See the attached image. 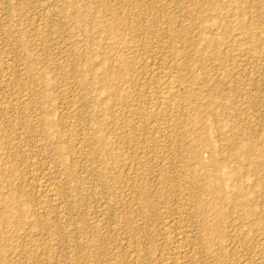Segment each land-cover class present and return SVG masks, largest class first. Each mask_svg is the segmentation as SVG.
Returning a JSON list of instances; mask_svg holds the SVG:
<instances>
[{"label":"rangeland","instance_id":"obj_1","mask_svg":"<svg viewBox=\"0 0 264 264\" xmlns=\"http://www.w3.org/2000/svg\"><path fill=\"white\" fill-rule=\"evenodd\" d=\"M213 1L0 0V264L264 263L263 230L255 222L264 217V163L252 165L238 147L262 148L254 161L264 159V45L252 50L236 23L239 14L246 26L253 16V24L264 26V0L228 2L229 33L213 25ZM115 23L135 52L123 90L132 99L127 105L100 89L99 67L116 64L118 53L101 28ZM204 37L216 43L205 44ZM165 72L185 76L198 91V104L182 107L191 114L199 105V122L176 120L157 104ZM149 109L157 122L137 112ZM207 149L223 160L215 182L225 183L231 201L202 190L193 154L205 164ZM234 178H241V192ZM246 207L259 214H246Z\"/></svg>","mask_w":264,"mask_h":264},{"label":"bare ground","instance_id":"obj_2","mask_svg":"<svg viewBox=\"0 0 264 264\" xmlns=\"http://www.w3.org/2000/svg\"><path fill=\"white\" fill-rule=\"evenodd\" d=\"M101 1V0H100ZM163 1V0H162ZM201 1V0H200ZM231 1H234V2H239V0H214L213 1V3L211 4V7L213 8V10H215L217 13V15H216V20L214 21V24L213 25H215V28L216 27H222L223 29H224V32L223 33H225V32H228L229 33V30H230V24L229 23H231L230 21V19L229 18H227V19H229L230 21H229V23H227L224 19H223V17L225 16V14L223 13V10L227 7V3L228 2H231ZM158 1H156V3H157ZM160 2V1H159ZM243 2V1H242ZM205 3V2H204ZM123 4V3H122ZM126 4V3H125ZM164 4V3H163ZM174 4V3H173ZM231 3H229V5H230ZM237 4V3H236ZM34 5V4H33ZM127 5V4H126ZM239 5H241V2H240V4ZM122 6V5H121ZM120 6V7H121ZM200 6H201V4H200ZM233 6V5H232ZM235 6V5H234ZM102 7V6H101ZM236 7V6H235ZM253 7V6H252ZM98 8V7H97ZM117 8V7H116ZM156 8V7H155ZM160 8V7H159ZM185 8V7H184ZM232 7H230V9H231ZM240 8V7H239ZM63 9V8H62ZM227 9V8H226ZM235 9H237V8H235ZM47 10V9H46ZM132 10V9H131ZM144 10V9H143ZM229 10V9H228ZM241 10V9H240ZM116 11V10H115ZM128 11V10H127ZM145 11V10H144ZM159 11V10H158ZM233 11V10H232ZM248 11H250V10H248ZM26 12V11H25ZM240 12V11H239ZM254 12V11H253ZM80 13V12H79ZM131 13V12H130ZM146 13V12H145ZM151 13V12H150ZM228 13V12H227ZM229 13H230V11H229ZM242 13V12H241ZM21 14V13H20ZM51 14V13H50ZM156 14V13H155ZM147 15V14H146ZM189 15V14H188ZM242 15V14H241ZM227 17L228 16H230V15H226ZM243 16V15H242ZM137 17V16H136ZM157 17V16H156ZM166 17V16H165ZM168 17V16H167ZM169 18V17H168ZM184 18V17H183ZM233 18V17H232ZM252 18V17H251ZM253 18H254V16H253ZM252 18V19H253ZM63 19V18H62ZM167 19V18H166ZM214 19V18H213ZM226 19V18H225ZM252 19H249L250 21V23L252 24V25H250V26H246L245 24H244V22L242 21V19L240 18V15L239 14H237V17H236V23L238 24V26H239V28H240V31L242 32V33H244L245 35H247V40H248V42L246 41V45L248 46V45H250V47L251 48H253L252 50H254L255 49V51H256V49H260L261 47H263V45H264V26H262V25H258V24H256V23H252L251 22V20ZM257 19V18H256ZM111 20V19H110ZM129 21V20H128ZM133 21V20H132ZM183 21V20H182ZM190 21V20H189ZM192 21V20H191ZM213 21V20H212ZM255 21V20H254ZM104 22V21H103ZM153 22V21H152ZM259 22V21H258ZM134 23V22H133ZM183 23H185V22H183ZM190 23V22H189ZM192 23V22H191ZM190 23V24H191ZM262 23V22H261ZM260 23V24H261ZM170 24V23H169ZM193 24V23H192ZM191 24V25H192ZM205 24V23H204ZM237 24L236 25H234V27L235 26H237ZM247 24V23H246ZM33 25V24H32ZM134 25V24H133ZM184 25V24H183ZM212 25V26H213ZM232 25V24H231ZM263 25H264V23H263ZM40 26V25H39ZM186 26V25H185ZM198 26V25H197ZM196 26V27H197ZM201 26H202V22H201ZM233 26V25H232ZM116 27H117V23H115V24H110V25H107V26H104L103 28H101V31L102 32H104L106 35H105V39L107 40V39H111V38H113L114 40H115V45H116V49L118 50V53H117V55L115 56V63L116 64H111L109 61H107V62H103V64H101L100 65V70H101V73L102 74H104V77H103V79H102V82H101V84H100V89L102 90V91H104V92H107V93H109V94H115V97H114V102H118V104H120V103H123V104H125V105H127V104H129L130 102H131V100L132 99H130V97L126 94V93H123V90L125 89V84L126 83H128V81H129V77L131 76L130 75V73L132 72V69H133V65H132V55H133V53H135V52H133V49H132V45H130L129 43H127L126 41H124L123 40V38H122V36H120L118 33H117V31H116ZM143 27H145V26H143ZM179 27H180V25H179ZM182 27V26H181ZM208 27V26H207ZM36 28V27H35ZM45 28V27H44ZM137 28V27H136ZM201 28H203V27H201ZM231 28H233V27H231ZM33 29V28H32ZM193 29V28H192ZM130 30V29H129ZM145 30H147V29H145ZM184 30V29H183ZM183 30H182V32H183ZM208 30H209V28H208ZM212 30V29H211ZM232 30V29H231ZM234 30V29H233ZM239 30V29H238ZM120 31V30H119ZM136 31V30H135ZM172 31V30H171ZM45 32V31H44ZM144 32H147V31H144ZM235 32V31H234ZM233 32V33H234ZM176 33V32H175ZM189 33V32H188ZM206 33V32H205ZM232 33V34H233ZM166 34V33H165ZM137 35V34H136ZM231 35V34H230ZM114 36V37H113ZM156 36V35H155ZM221 36H222V34H221ZM226 36H227V34H226ZM232 36V35H231ZM233 36H234V34H233ZM46 37V36H45ZM167 37V36H166ZM171 37V36H170ZM174 37H176V35L174 36ZM195 37V36H194ZM215 37V36H214ZM214 37H204V41H205V44H208V45H211V44H213L214 42L216 43V41H215V39H214ZM223 37V36H222ZM237 38V37H236ZM246 38V37H245ZM151 39V38H150ZM176 39V38H175ZM179 39H181V38H179ZM238 39V38H237ZM236 39V40H237ZM188 40V39H187ZM225 40V39H224ZM160 41V40H159ZM166 41V40H165ZM173 41V40H172ZM229 41V40H228ZM238 41V40H237ZM46 42V41H45ZM186 42V41H185ZM198 42V41H197ZM231 42V41H230ZM2 43V42H1ZM166 43V42H165ZM182 43V42H181ZM180 43V44H181ZM249 43V44H248ZM161 44V43H160ZM172 44V43H171ZM171 44H170V49L172 50V53H173V55H174V63L175 64H178L177 63V61H178V58L179 57H177L178 56V54H179V51L178 50H176L175 48H174V45L173 46H171ZM233 45V47L235 46H237V45H239V44H234V43H232ZM241 45V44H240ZM243 45V44H242ZM214 46V45H213ZM244 46V45H243ZM68 47V46H67ZM234 47V48H235ZM134 48V47H133ZM239 48H241V46L239 47ZM247 48V47H246ZM245 49V48H244ZM250 48H248V50H249ZM262 49V48H261ZM264 49V48H263ZM8 50V49H7ZM225 50V49H224ZM243 50V49H242ZM185 51V50H184ZM246 50H244L243 52H245ZM259 51V50H258ZM236 52V51H235ZM252 52V51H251ZM241 54V53H240ZM262 54H264V53H262ZM112 55V54H111ZM145 55V54H144ZM81 56V55H80ZM134 56V55H133ZM245 56V55H244ZM253 56V55H252ZM262 56V55H261ZM260 57V56H259ZM65 58H66V56H65ZM109 58V57H108ZM169 58V57H168ZM247 58V57H246ZM256 58V57H255ZM258 58V57H257ZM256 58V59H257ZM261 58H263V57H261ZM69 59V58H68ZM173 59V58H172ZM253 59V58H252ZM264 59V58H263ZM155 60V59H154ZM259 60H261V59H259ZM258 60V61H259ZM152 61V60H151ZM171 61V60H170ZM227 61V60H226ZM231 61V60H230ZM264 61V60H263ZM262 61V62H263ZM72 62V61H71ZM173 63V64H174ZM180 63V62H179ZM181 64V63H180ZM4 65V64H3ZM260 65V64H259ZM8 66V65H7ZM170 66H171V64H170ZM176 66V65H175ZM184 66V65H183ZM246 66V65H245ZM172 67V66H171ZM181 67V66H180ZM1 68V67H0ZM176 68V67H175ZM146 69H147V67H146ZM178 69H180V68H178ZM182 69V68H181ZM200 69V68H199ZM221 70V69H220ZM225 69H223V71H224ZM178 72H180L179 70H178ZM188 72V71H187ZM208 72V71H207ZM168 73V72H167ZM177 73V72H176ZM181 73V72H180ZM191 73V72H190ZM206 73V72H205ZM157 74V73H156ZM183 74V73H182ZM189 74V73H188ZM1 75V74H0ZM176 75V74H175ZM167 75L166 74V72H165V76L160 80V83H161V85H162V88H163V90H162V88H161V94H160V100L158 99V98H156V99H158L159 100V102L157 103L156 101H154V102H156L157 104H159V105H161L162 107H165L166 108V110H169V113H172V116L174 117L175 116V118H176V120H177V118H181V117H189L191 120H193V121H197V122H199L200 120H201V118L203 117V115H204V112H203V110H202V108L198 105H196L195 106V110H194V112L193 113H191V114H189V113H186V111L183 109V107H182V104H185V103H190V102H192V103H194V104H198V101H200V100H198L199 99V94L195 91H193V90H191L190 89V84H188L189 82H188V80L185 78V76H183V75ZM192 75V74H191ZM159 76V75H158ZM157 76V77H158ZM208 76V75H207ZM136 77V76H135ZM188 77V76H187ZM191 77V76H190ZM17 78V77H16ZM156 78V77H155ZM161 78V77H160ZM159 78V79H160ZM211 78V77H210ZM220 78V77H219ZM2 79V78H1ZM18 79V78H17ZM92 79V78H91ZM154 79V78H153ZM187 81H186V80ZM190 79H192V78H190ZM158 79H156V81H157ZM228 80V79H227ZM156 81H154V82H156ZM185 81L186 82H188V83H185ZM190 81V80H189ZM193 81H194V78H193ZM11 82V81H10ZM157 82H159V80L157 81ZM156 82V83H157ZM191 82V81H190ZM202 82V81H201ZM62 83V82H61ZM152 83V82H151ZM214 83V82H213ZM31 84V83H30ZM34 84V83H33ZM98 84V83H97ZM154 84V83H153ZM192 84V83H191ZM197 84V83H196ZM223 84V83H222ZM93 85V84H92ZM150 85H152V84H150ZM155 85V84H154ZM160 85V86H161ZM193 85V84H192ZM191 85V86H192ZM213 85V84H212ZM221 85V84H220ZM25 86V85H24ZM141 86V85H140ZM153 86V85H152ZM152 86H150L151 88H152ZM64 87V86H63ZM142 87V86H141ZM239 87V86H238ZM16 88V87H15ZM143 88V87H142ZM145 88V87H144ZM149 87H147V89H148ZM150 88V89H151ZM154 88H156V87H154ZM158 88V87H157ZM237 88V87H236ZM239 89V88H238ZM137 90H139V89H137ZM149 90V89H148ZM154 90V89H153ZM158 89H156V91H157ZM197 90V89H196ZM14 91V90H13ZM17 91H18V89H17ZM80 91V90H79ZM147 91V90H146ZM160 91V90H159ZM221 91V90H220ZM15 92V91H14ZM137 92V91H136ZM153 92V91H152ZM227 92V91H226ZM16 93V92H15ZM25 93V92H24ZM148 93H151V91L150 92H148ZM200 93V92H199ZM243 93V92H242ZM8 94V93H7ZM21 94V93H20ZM66 94V93H65ZM135 94H137V93H135ZM154 94V93H153ZM238 94V93H237ZM15 95V94H14ZM27 95V94H26ZM62 95H63V93H62ZM134 95V94H133ZM157 95H159V93H157ZM142 96V95H141ZM154 96V95H153ZM214 96V95H213ZM159 97V96H158ZM212 97V96H211ZM132 98V97H131ZM99 99V98H98ZM213 100H214V98H212ZM36 100V99H35ZM103 100V99H102ZM155 100V99H154ZM135 101V100H134ZM20 102V101H19ZM28 102H30V101H28ZM34 102V101H33ZM141 102V101H140ZM8 103V102H7ZM17 103V102H16ZM24 103V102H23ZM105 103V102H104ZM135 103V102H134ZM92 104V103H91ZM117 104V103H116ZM193 104V105H194ZM200 105H201V103H199ZM17 105V104H16ZM22 105V104H21ZM72 105V104H71ZM121 105V104H120ZM141 105V104H140ZM149 105H152L151 103L150 104H148V106L147 107H150ZM156 104H154V106H155ZM159 105H158V107H159ZM132 106V105H131ZM136 106H138L137 104H136ZM160 106V107H161ZM186 106V105H185ZM191 106V105H190ZM28 107H30V106H28ZM127 107V106H126ZM129 107H130V105H129ZM129 107H127V109L129 108ZM152 107V106H151ZM150 107V108H151ZM157 107V106H156ZM155 107V108H156ZM158 107L156 108V111L158 110ZM192 107V106H191ZM190 107V108H191ZM194 107V106H193ZM223 107V106H222ZM77 108V107H76ZM131 108L132 107H130V110H129V112L130 111H132L133 112V110H131ZM133 108H135V107H133ZM142 108H144V107H142ZM141 108V109H142ZM186 108H187V106H186ZM126 109V110H127ZM136 109H138L137 107H136ZM140 109V108H139ZM138 109V110H139ZM152 109V108H151ZM151 109H149V110H151ZM206 109V108H205ZM144 111H146L145 109H143ZM143 110H141V111H137L138 112V114H142L143 116H145V115H147L146 116V118H148V120L149 119H155V116L154 115H156V114H154V111H149V113L148 112H146V113H144L143 112ZM186 110H188V109H186ZM192 110V111H193ZM128 111V110H127ZM160 111V110H159ZM171 111V112H170ZM189 111V110H188ZM190 111H191V109H190ZM158 112V111H157ZM168 112V111H167ZM167 112H165V114L167 113ZM31 113H33V112H31ZM69 113V112H68ZM111 113H113V112H111ZM144 113V114H143ZM129 114H131V113H129ZM133 114V113H132ZM131 114V115H132ZM135 114L137 115V116H139L136 112H135ZM164 114V116L166 117V115ZM28 115V114H27ZM80 115H81V113H80ZM123 115V114H122ZM160 115H161V113H160ZM169 115V114H168ZM167 115V116H168ZM39 116V115H38ZM141 116V115H140ZM139 116V117H140ZM83 117V116H82ZM98 117V116H97ZM126 117H127V114H126ZM158 117V116H157ZM25 118V117H24ZM125 118V117H124ZM138 118V117H137ZM142 118V117H141ZM168 118V117H167ZM167 118H165V119H167ZM123 119V118H122ZM142 119H144V118H142ZM141 119V120H142ZM170 118H168V120H169ZM80 120V119H79ZM101 120V119H100ZM114 120H115V118H114ZM136 120V119H135ZM138 120H140L139 118H138ZM156 120V119H155ZM171 120V119H170ZM169 120V121H170ZM187 120H188V118H187ZM75 121V120H74ZM147 120H145L144 122H146ZM158 120H156V122H157ZM161 121V120H160ZM165 121V120H164ZM184 121V120H183ZM38 122V121H37ZM116 122V121H115ZM123 122H125L124 120H123ZM147 122H149V121H147ZM153 122H155V121H153ZM152 122V123H153ZM179 122V121H178ZM20 123V122H19ZM159 123V122H158ZM170 123H172V122H170ZM124 123H122V125H123ZM145 124V123H144ZM166 124H168L167 122H166ZM175 124V123H174ZM119 125V124H118ZM125 126H126V122H125V124H124ZM137 125V124H136ZM173 125V124H172ZM115 126V125H114ZM133 126V125H132ZM75 127V126H74ZM79 127V126H78ZM127 127V126H126ZM140 127V126H139ZM160 127V126H159ZM171 127V126H170ZM99 128V127H98ZM97 128V129H98ZM142 128H143V126H142ZM172 128V127H171ZM173 128H174V125H173ZM247 129V128H246ZM139 130V129H138ZM148 130V129H147ZM1 131V130H0ZM141 131V130H140ZM156 131V130H155ZM169 131V130H168ZM176 131V130H175ZM120 132H121V129H120ZM133 132V131H132ZM147 132V131H146ZM160 132V131H159ZM171 132H172V130H171ZM173 132H174V129H173ZM180 132V131H179ZM178 132V133H179ZM25 133V132H24ZM93 133V132H92ZM133 133H135V132H133ZM143 133V132H142ZM157 133V132H156ZM164 134L165 133H167V132H163ZM22 134V133H21ZM34 134H36V133H34ZM41 134V133H40ZM158 134V133H157ZM168 134V133H167ZM181 134V133H180ZM60 135V134H59ZM71 135V134H70ZM145 135V134H144ZM147 135V134H146ZM162 135V134H161ZM170 135H173V134H170ZM179 135V134H178ZM238 135V134H237ZM124 136V135H123ZM159 136V135H158ZM198 136V135H197ZM58 137V136H57ZM56 137V138H57ZM157 137V136H156ZM162 137V136H161ZM173 137V136H172ZM1 138V137H0ZM82 138V137H81ZM126 138V137H125ZM160 138V137H159ZM168 138H169V135H168ZM171 138V137H170ZM198 138H199V136H198ZM201 138V137H200ZM70 139V138H69ZM118 139V138H117ZM134 139V138H133ZM152 139H154V138H152ZM173 139V138H172ZM42 140V139H41ZM135 140V139H134ZM165 140V139H164ZM167 140H169V139H167ZM199 140V139H198ZM62 141H63V139H62ZM69 141V140H68ZM175 141H177V140H175ZM81 142V141H80ZM99 142H101V140H96L95 139V144H97V143H99ZM161 142V141H160ZM167 142V141H166ZM202 142V141H201ZM256 142V141H255ZM11 143V142H10ZM67 143V142H66ZM86 143V142H85ZM92 143H94V141L92 142ZM125 143V142H124ZM150 144V143H149ZM174 144H175V142H174ZM131 145V144H130ZM171 145V144H170ZM186 145V144H185ZM93 146V145H92ZM231 146V145H230ZM229 146V147H230ZM18 147V146H17ZM47 147V146H46ZM76 147V146H75ZM78 147V146H77ZM95 146H93V148H94ZM99 147V146H98ZM163 147H164V144H163ZM208 147V146H207ZM238 147L242 150V152L244 153V159L245 160H247L248 162H250L252 165H256V164H259V163H264V159L262 160V161H258V162H256V161H254V158H256L257 159V157L260 155V154H262V148L261 149H259V148H257V147H254V146H252L251 144H249V143H240L239 145H238ZM38 148H39V146H38ZM133 148H135V147H133ZM140 148V147H139ZM152 148V147H151ZM162 148V147H161ZM210 148V147H209ZM228 148V147H227ZM5 149V148H4ZM18 149V148H17ZM57 149V148H56ZM58 149H60V148H58ZM80 149V148H79ZM87 149V148H86ZM100 149V148H99ZM203 149V148H202ZM83 150V149H82ZM82 150H81V152H82ZM91 150H92V148H91ZM95 149H93V151H94ZM96 150H98L97 148H96ZM111 150V149H110ZM132 150V149H131ZM187 150H189V149H187ZM192 149L190 148V150L189 151H191ZM198 150V149H197ZM208 150V152H209V157H208V160H207V162L204 164L203 163V161L199 158V156H198V152H194V157L197 159V164H198V166L200 167V168H202V176L204 177V180L202 181V190L204 191V192H207V193H213L214 195H215V198L218 200V201H222V200H225V199H229L230 201H231V198H230V196H226V194H225V192H224V188H225V183L224 182H222V180L221 181H218L217 183L215 182L216 180H220L219 178V170L222 168V162L221 161H223V160H221L220 159V157L217 155V153L213 150V149H207ZM58 151H60V150H58ZM57 151V152H58ZM84 151V150H83ZM161 151H163V150H161ZM81 152H79V153H81ZM85 152V151H84ZM105 152H106V154L107 155H111L110 154V152L108 151V150H105ZM135 152V151H134ZM174 152V151H173ZM203 152V151H202ZM230 152V151H229ZM8 153V152H7ZM91 153H92V151H91ZM186 153V152H185ZM190 153V152H189ZM95 154V153H94ZM96 154H97V152H96ZM95 154V155H96ZM113 154V153H112ZM133 154V153H132ZM144 154V153H143ZM161 154H162V152H161ZM165 154V153H164ZM93 155V154H92ZM98 155H100V154H98ZM136 155V154H135ZM188 155V154H187ZM191 155V154H190ZM193 155H192V157H193ZM91 156V155H90ZM172 156V155H171ZM171 156H169V157H171ZM180 156V155H179ZM178 156V157H179ZM88 157V156H87ZM154 157V156H153ZM163 157V156H162ZM39 158V157H38ZM79 158V157H78ZM91 158V157H90ZM177 158V157H176ZM77 159V158H76ZM98 159V158H97ZM33 160V159H32ZM62 161V160H61ZM167 163V162H166ZM148 165V164H147ZM191 165V164H190ZM251 165V166H252ZM21 166V165H20ZM25 166V165H24ZM54 166V165H53ZM122 166V165H121ZM144 166V165H143ZM142 166V167H143ZM184 166V165H183ZM250 166V168H252ZM18 167V166H17ZM85 167V166H84ZM94 167V166H93ZM97 167V166H96ZM141 167V168H142ZM145 167V166H144ZM45 168V167H44ZM155 168V167H154ZM164 168V167H163ZM180 169H181V167H179ZM185 168V167H184ZM148 169V168H147ZM51 170V169H50ZM138 170V169H137ZM140 170V169H139ZM147 171V170H146ZM184 171V170H183ZM90 172H91V170H90ZM153 172V171H152ZM187 172V171H186ZM190 172V171H189ZM8 173V172H7ZM118 173V172H117ZM125 173V172H124ZM144 173V172H143ZM164 173V172H163ZM92 174V173H91ZM236 173L234 172L233 173V175H235ZM13 175V174H12ZM130 175V174H129ZM135 175V174H134ZM162 175V174H161ZM73 176V175H72ZM136 176H138V175H136ZM163 176V175H162ZM182 176H184V175H182ZM160 177V176H159ZM44 178V177H43ZM64 178V177H63ZM81 178V177H80ZM135 178V177H134ZM133 178V179H134ZM142 178H143V176H142ZM164 178V177H163ZM166 179V178H165ZM170 179V178H169ZM6 180V179H5ZM141 180V179H140ZM30 181V180H29ZM32 181V180H31ZM40 181V180H39ZM52 181V180H51ZM105 181V180H104ZM122 181V180H121ZM120 181V182H121ZM134 181V180H133ZM201 181V180H200ZM48 182V181H47ZM50 182V181H49ZM63 182V181H62ZM123 182V181H122ZM155 182V181H154ZM161 182V181H160ZM36 183H38L37 181H36ZM115 183V182H114ZM187 183V182H186ZM27 184V183H26ZM161 184V183H160ZM165 184V183H164ZM184 184V183H183ZM66 185V184H65ZM132 185V184H131ZM168 185V184H167ZM191 185V184H190ZM12 186V185H11ZM38 186H39V184H38ZM142 186V185H141ZM148 186V185H147ZM183 186V185H182ZM194 186V185H193ZM36 187V186H35ZM52 187V186H51ZM95 187V186H94ZM233 187L238 191V192H241L242 191V189H244V184H243V182H242V180H241V178H234V181H233ZM50 188V187H49ZM129 188V187H128ZM48 189V188H47ZM104 189V188H103ZM13 190V189H12ZM8 191V190H7ZM83 191V190H82ZM92 191V190H91ZM200 191H201V189H200ZM46 192V191H45ZM54 193V188H53V191H51V193ZM26 194V193H25ZM55 194V193H54ZM142 194V193H141ZM156 194V193H155ZM169 194V193H168ZM3 195V194H2ZM57 195V194H56ZM144 195V194H143ZM198 195H199V193H198ZM29 196V195H28ZM47 196V195H46ZM195 196V195H194ZM201 195H199V197H200ZM52 197V196H51ZM59 197V196H58ZM137 197V196H136ZM141 197V196H140ZM151 197V196H150ZM166 197V196H165ZM185 197V196H184ZM41 198V197H40ZM43 198V197H42ZM57 198V197H56ZM107 198H108V195H107ZM135 198V197H134ZM138 198V197H137ZM148 198V197H147ZM257 198V197H256ZM3 199V198H2ZM104 199V198H103ZM160 199V198H159ZM164 199V198H163ZM55 201V200H54ZM153 201V200H152ZM137 202V201H136ZM142 202H143V200H142ZM151 202V201H150ZM156 202V201H155ZM163 202V201H162ZM69 203V202H68ZM106 203V202H105ZM108 203V202H107ZM145 203V202H144ZM143 204V203H142ZM245 204V203H244ZM262 204V203H261ZM66 205V204H65ZM106 205V204H105ZM215 205V204H214ZM241 205H243V204H241ZM107 206V205H106ZM190 206V205H189ZM55 207V206H54ZM159 208V207H158ZM162 208V207H161ZM167 208V207H166ZM247 208V207H246ZM245 208V209H246ZM261 208V207H260ZM48 209V208H47ZM70 209V208H69ZM53 211H54V209H52ZM134 210V209H133ZM144 210V209H143ZM146 210V209H145ZM150 210V209H149ZM49 211V210H48ZM252 214L253 216H257L258 214H259V212H258V214H257V212H256V208H252V207H248L247 209H246V214ZM58 214H60V213H58ZM189 214V213H188ZM237 214V213H236ZM245 214V215H246ZM65 215V214H64ZM157 215V214H156ZM242 215V214H241ZM10 216V215H9ZM45 216V215H44ZM144 216V215H143ZM166 216V215H165ZM252 216V217H253ZM259 216V215H258ZM257 216V218H255V222H257V226H258V228L259 229H262L263 230V232H261L263 235H262V240H263V242H264V217L261 219V217H258ZM8 217V216H7ZM46 217V216H45ZM145 217V216H144ZM237 217V216H236ZM140 218V217H139ZM142 218V217H141ZM8 219V218H7ZM96 219V218H95ZM179 219V218H178ZM254 219V218H253ZM39 220V219H38ZM92 220H93V218H92ZM175 220V219H174ZM186 220V219H185ZM220 220V219H219ZM48 221V220H47ZM89 221V220H88ZM180 221H181V219H180ZM229 221V220H228ZM58 222V221H57ZM127 222H128V220H127ZM132 222V221H131ZM142 222V221H141ZM164 222V221H163ZM251 223V222H250ZM37 224V223H36ZM89 225V224H88ZM98 225V224H97ZM176 225H177V223H176ZM96 226V225H95ZM163 226V225H162ZM256 226V225H255ZM256 226V227H257ZM149 227V226H148ZM167 227V226H166ZM170 227V226H169ZM182 227H183V225H182ZM196 227V226H195ZM203 228V230H207L208 229V225H206V223L204 224L203 223V226H202ZM239 227V226H238ZM240 227H242V226H240ZM255 227V228H256ZM171 228V227H170ZM247 228V227H246ZM258 228H256V230L258 229ZM47 229V228H46ZM59 229V228H58ZM76 229V228H75ZM85 229V228H84ZM166 229H168V228H166ZM184 229V228H183ZM65 230V229H64ZM63 230V231H64ZM78 230V229H77ZM100 230V229H99ZM98 230V231H99ZM174 230V229H173ZM182 230V229H181ZM180 230V231H181ZM261 230V231H262ZM161 231H162V229H161ZM170 231V230H169ZM186 231V230H185ZM259 231V230H258ZM55 232V231H54ZM85 232V231H84ZM95 232H96V230H95ZM198 232V231H197ZM180 233V232H179ZM187 233H189V232H187ZM237 233V232H236ZM235 233V234H236ZM246 233V232H245ZM259 233V232H258ZM41 235V234H40ZM73 235H75V234H73ZM42 236V235H41ZM66 236H67V234H66ZM183 236V235H182ZM241 236V235H240ZM246 236V235H245ZM259 236V235H258ZM68 237V236H67ZM239 237V236H238ZM253 237V236H252ZM260 237V236H259ZM169 238V237H168ZM178 238V237H177ZM234 238V237H233ZM247 238V237H246ZM245 238V239H246ZM50 239V238H49ZM169 239H171V238H169ZM176 239V238H175ZM175 239H174V241H175ZM256 239V238H255ZM106 240V239H105ZM167 240V239H166ZM181 240V239H180ZM261 240V239H260ZM108 241V240H107ZM128 241V240H127ZM171 241H172V239H171ZM237 241V240H236ZM244 241V240H243ZM45 242V241H44ZM98 242V241H97ZM132 242V241H131ZM136 241H134V243H135ZM178 242V241H177ZM199 242V241H198ZM71 243V242H70ZM137 243V242H136ZM167 243V242H166ZM170 243V242H169ZM176 243V242H175ZM76 244V243H75ZM177 244V243H176ZM246 244V243H245ZM263 244V243H262ZM83 245V244H82ZM179 245V244H178ZM198 245V244H197ZM252 245H253V243H252ZM260 245V244H259ZM55 246V245H54ZM240 246V245H239ZM17 247V246H16ZM181 247V246H180ZM185 247V246H184ZM198 247V246H197ZM262 247V246H261ZM264 247V246H263ZM106 248V247H105ZM193 248V247H192ZM135 249V248H134ZM180 249V248H179ZM263 249V248H262ZM47 250V249H46ZM137 250V249H136ZM185 250V249H184ZM189 250V249H188ZM194 250V249H193ZM204 250V249H203ZM261 250V249H260ZM73 251V250H72ZM71 251V252H72ZM77 251V250H76ZM89 251V250H88ZM96 251V250H95ZM141 251V250H140ZM178 251V250H177ZM263 251V250H262ZM22 252V251H21ZM98 252V251H97ZM118 252V251H117ZM128 252V251H127ZM131 252V251H130ZM91 253V252H90ZM100 253V252H99ZM120 253V252H119ZM125 253V252H124ZM257 253V252H256ZM260 253V252H259ZM40 254V253H39ZM130 254V253H129ZM190 254V253H189ZM197 254V253H196ZM126 255V254H125ZM139 255V254H138ZM260 255V254H259ZM10 256V255H9ZM51 256V255H50ZM39 257V256H38ZM119 257V256H118ZM135 257V256H134ZM264 257V256H263ZM85 258V257H84ZM140 258V257H139ZM170 258V257H169ZM117 259V258H116ZM178 259V258H177ZM138 260V259H137ZM183 260V259H182ZM240 260V259H239ZM49 261H51V260H49ZM71 261H72V259H71ZM120 261V260H119ZM194 261V260H193ZM248 261V260H247ZM97 262H98V260H97ZM176 262H177V260H176ZM260 262V261H259ZM172 263V262H171ZM180 263V260H179V262H178V264ZM181 263L183 264V262L181 261ZM237 263V262H236ZM242 263V262H241ZM243 263H245V262H243ZM70 264H71V262H70ZM139 264V263H138ZM147 264V263H146ZM187 264H188V262H187ZM193 264V263H192ZM201 264V263H200ZM239 264V263H238ZM264 264V263H263Z\"/></svg>","mask_w":264,"mask_h":264}]
</instances>
